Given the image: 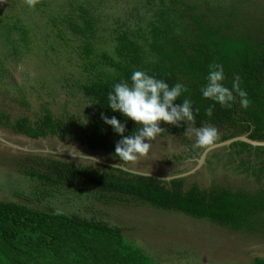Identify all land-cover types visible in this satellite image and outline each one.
<instances>
[{
    "label": "trees",
    "instance_id": "trees-1",
    "mask_svg": "<svg viewBox=\"0 0 264 264\" xmlns=\"http://www.w3.org/2000/svg\"><path fill=\"white\" fill-rule=\"evenodd\" d=\"M239 4L228 12L223 7L199 12L181 0H158L154 19L147 23L145 31L141 27L116 31L111 57L99 48L101 36L94 5L65 0L59 6L62 10L58 18L49 20V29L55 31L54 39L65 48L69 64L74 61L80 73L86 74L84 82H65L64 88L74 87L88 107L80 116L69 117L43 109L32 121L22 113L12 123L8 115L1 113L0 128L30 140L73 141L87 151L106 154L117 166L127 165L115 156V145L123 137L104 123L101 113L108 118L114 116L125 125L123 136L136 132L140 126L113 112L107 96L115 84L121 81L130 84L132 73L143 71L163 80L170 88L176 83L188 88L175 103L192 101L195 126L210 124L218 129L215 144L243 135L263 142L264 0L251 1L244 7ZM241 6L248 13L244 14ZM32 35L16 19L0 23V39L9 45L13 56L20 50L30 53ZM213 63L223 66L222 83L230 90L234 78L240 77V87L251 101L247 109L240 106L238 96L231 108L203 98L201 89L207 84L209 65ZM19 103L28 108L23 99ZM210 105L213 113L208 117L205 110ZM159 127L164 130L160 138L176 135L186 140L182 157L173 156L164 161L165 165L183 158H199L204 149L194 148L183 135L186 121H180L179 126L161 122ZM212 161L220 164L225 173L242 177L244 186L234 188L213 181L202 187L197 181L188 183L186 177L160 181L110 165L70 163L48 156L25 157L19 160V166L24 175L57 190L72 189L104 202H131L230 230L264 233V147L233 142L221 154L210 151L204 164L211 167ZM187 171L184 168L175 175ZM0 264L156 263L137 245L126 242L118 227L48 207L37 209L2 201ZM250 264H264V258L255 257Z\"/></svg>",
    "mask_w": 264,
    "mask_h": 264
},
{
    "label": "rangeland",
    "instance_id": "rangeland-1",
    "mask_svg": "<svg viewBox=\"0 0 264 264\" xmlns=\"http://www.w3.org/2000/svg\"><path fill=\"white\" fill-rule=\"evenodd\" d=\"M167 2V0H164ZM189 6L212 10L223 7L228 12L251 1L263 0H181ZM239 1V2H238ZM93 4L98 15L99 48L114 57V36L118 29L146 30L153 21L158 0H78ZM149 2V4L147 3ZM65 0H40L35 8H29L23 0H0V23L13 19L24 24L33 34L28 51H18L13 56L9 45L0 39V107L10 113L13 119L24 113L33 119L43 109L58 116H80L88 105L75 88L65 87V82H84L74 61L67 60L65 48L54 39L55 31L49 29V20L58 18L59 6ZM244 14L248 13L247 9ZM242 13V14H243ZM213 16V15H211ZM3 32V31H2ZM70 48L73 45L69 43ZM54 48V50H52ZM70 52V51H69ZM28 108L20 106V100ZM18 100V103H17ZM186 139L194 145L190 135ZM152 143L147 156L137 162L123 165L128 170L169 177L178 171L195 168L197 159L165 165L164 161L184 153L186 140L176 135L160 138ZM224 147L212 151L221 154ZM85 155V156H84ZM48 156L70 163H92L115 165L109 156L90 152L76 142L59 141L55 138L30 140L0 128V202H15L31 208L74 214L87 220L102 221L111 227H118L123 238L137 245L156 264H250L255 257L264 258V233H248L230 230L203 220L188 218L177 213H168L131 202H104L87 193L70 189H54L24 175L19 160L25 157ZM90 156V157H86ZM182 157V156H181ZM202 164L186 176L188 183L197 181L202 187L211 182L226 184L234 188L244 186L240 176L225 173L220 164ZM19 166V167H18ZM23 170H26L23 168ZM178 175V174H177Z\"/></svg>",
    "mask_w": 264,
    "mask_h": 264
},
{
    "label": "clouds",
    "instance_id": "clouds-1",
    "mask_svg": "<svg viewBox=\"0 0 264 264\" xmlns=\"http://www.w3.org/2000/svg\"><path fill=\"white\" fill-rule=\"evenodd\" d=\"M23 2L29 8H35L40 0H23ZM224 78L223 66L216 63L210 64L206 77L207 84L201 89L203 98L210 99L223 108H231L238 96L240 106L247 109L251 101L246 91L240 87V77L237 75L234 78L231 90L223 85ZM130 79V84L121 81L114 85L112 92H109L107 96L108 107L139 125V129L125 137L123 136L125 125L114 116L108 118L101 113L104 123L110 125L116 134L123 137L115 145V156L120 161L134 163L147 156L152 143H145V141H155L164 131L159 127L161 122L179 126L180 121H186L187 128L183 135L194 138V148L206 150L215 145L219 137L218 129L210 124L195 126L196 118L192 101L184 99L182 103H175L183 92L188 91L185 85L176 83L170 88L163 80L149 76L143 71L133 72ZM196 111L198 112L199 109ZM212 113L213 106L210 105L205 110V115L211 117ZM90 158L98 163L97 158Z\"/></svg>",
    "mask_w": 264,
    "mask_h": 264
},
{
    "label": "water",
    "instance_id": "water-1",
    "mask_svg": "<svg viewBox=\"0 0 264 264\" xmlns=\"http://www.w3.org/2000/svg\"><path fill=\"white\" fill-rule=\"evenodd\" d=\"M233 142H243V143L248 144V145H250L252 147H264V141L263 142L252 141V140L248 139L245 135L234 137V138L225 140L223 142L217 143V144H215L213 147H211L209 149H206V150L204 149L203 152L200 154L199 158L196 161L195 168H193V169H191V170H189V171H187L185 173H182V174L173 175V176L164 177V178L158 177V176H154V175H150V174L139 173V172H136V171H131V170H128L126 167H123V166H115V165L114 166L110 165V166L115 167V168H120L121 170H123L125 172H128L130 174H135V175H140V176H147V177H150V178H153V179H157V180H160V181H169V180H172V179H175V178L186 177L187 175L191 174L198 167H200L202 164H204L205 157L210 151H212L213 149L219 148V147H227ZM103 165H106V164H103Z\"/></svg>",
    "mask_w": 264,
    "mask_h": 264
},
{
    "label": "flooded vegetation",
    "instance_id": "flooded-vegetation-1",
    "mask_svg": "<svg viewBox=\"0 0 264 264\" xmlns=\"http://www.w3.org/2000/svg\"><path fill=\"white\" fill-rule=\"evenodd\" d=\"M1 113H2V114H5V115H8V120L11 121V123L14 122V121L17 119V118L13 119V118L11 117L10 113H8L7 111H5L4 108H2V107H0V119H1V117H2ZM27 118H28V117H27ZM28 119H30V118H28ZM30 120L32 121V119H30ZM15 135H18V136H20V137H24V136L19 135V134H15ZM24 138H25V137H24ZM71 142H72V141H71Z\"/></svg>",
    "mask_w": 264,
    "mask_h": 264
}]
</instances>
